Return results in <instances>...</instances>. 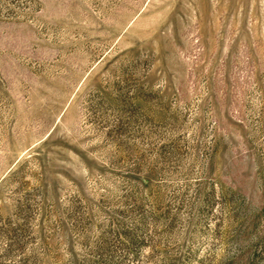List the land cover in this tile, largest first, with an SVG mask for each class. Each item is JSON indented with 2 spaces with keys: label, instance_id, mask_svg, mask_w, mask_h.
<instances>
[{
  "label": "rangeland",
  "instance_id": "rangeland-1",
  "mask_svg": "<svg viewBox=\"0 0 264 264\" xmlns=\"http://www.w3.org/2000/svg\"><path fill=\"white\" fill-rule=\"evenodd\" d=\"M0 264H264V0H0Z\"/></svg>",
  "mask_w": 264,
  "mask_h": 264
}]
</instances>
